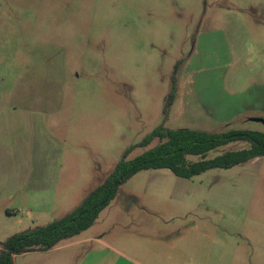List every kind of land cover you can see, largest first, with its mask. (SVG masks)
<instances>
[{"label":"rangeland","instance_id":"rangeland-1","mask_svg":"<svg viewBox=\"0 0 264 264\" xmlns=\"http://www.w3.org/2000/svg\"><path fill=\"white\" fill-rule=\"evenodd\" d=\"M254 118L264 119V0H0V148L22 183L0 193L17 207L0 233L71 213L160 126L264 132ZM45 187L53 211L28 213ZM59 246L110 247L139 264H264V158L192 180L142 171Z\"/></svg>","mask_w":264,"mask_h":264},{"label":"trees","instance_id":"trees-1","mask_svg":"<svg viewBox=\"0 0 264 264\" xmlns=\"http://www.w3.org/2000/svg\"><path fill=\"white\" fill-rule=\"evenodd\" d=\"M174 100L175 79L164 109L166 117ZM155 141L157 144L149 148ZM237 142H246L249 147L214 154ZM139 147L146 150L134 159H128L135 147L128 149L109 178L71 213L46 226L10 236L2 245L0 264H15L17 256L50 251L89 230L115 199L119 189L142 171L168 170L178 178L192 180L210 170H228L264 158V132L227 130L209 133L191 129L170 130L160 126L145 137Z\"/></svg>","mask_w":264,"mask_h":264},{"label":"crops","instance_id":"crops-1","mask_svg":"<svg viewBox=\"0 0 264 264\" xmlns=\"http://www.w3.org/2000/svg\"><path fill=\"white\" fill-rule=\"evenodd\" d=\"M2 152H6V150L0 148V157L2 158L0 165V193H3L6 197H11L14 191L21 187L22 183L16 182L12 162ZM20 174L21 172L18 175ZM56 198L57 192L48 187L39 189L37 192H32L26 203L27 211L32 215L51 213L54 209ZM16 210L17 207L8 205L4 201L3 204H0V216L1 218H5V221L11 218ZM10 236H12V233L7 229H4L0 233V251L3 243ZM108 248L109 250L107 251L87 250L84 252L81 250L82 248L75 246L58 245L47 252H33L21 256L32 259L28 264H139L133 255L117 249H111L110 247Z\"/></svg>","mask_w":264,"mask_h":264},{"label":"water","instance_id":"water-1","mask_svg":"<svg viewBox=\"0 0 264 264\" xmlns=\"http://www.w3.org/2000/svg\"><path fill=\"white\" fill-rule=\"evenodd\" d=\"M250 121H252V122H256V123H261V124L264 125V119L254 118V119H251Z\"/></svg>","mask_w":264,"mask_h":264}]
</instances>
